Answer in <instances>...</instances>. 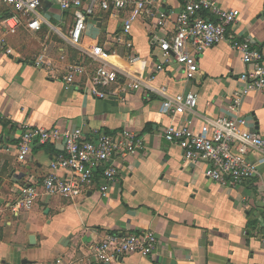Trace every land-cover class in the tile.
I'll return each mask as SVG.
<instances>
[{"label":"crops","instance_id":"1","mask_svg":"<svg viewBox=\"0 0 264 264\" xmlns=\"http://www.w3.org/2000/svg\"><path fill=\"white\" fill-rule=\"evenodd\" d=\"M211 1L224 9H238L241 16L229 29L227 42L199 55L194 79L187 80L182 67L173 61L151 83L153 88L166 87L170 95H198L193 113L173 119L162 113L163 98L145 88L97 99L78 85L67 87V69L81 54L47 27L39 33L22 27L16 35L6 36L13 55L0 56V264H58V260L61 264H104L96 260L93 249L107 234L147 231H153L158 240L152 257L125 256L108 264H264V206L260 202L264 165L255 180L221 186L205 177L203 165L185 162L180 149L164 135L170 124L181 127L189 122L195 133L208 135L205 119L236 117L230 106L234 93L244 87L240 77L247 67L230 41L249 37L264 52V0ZM182 6L180 0H166L169 31L174 30ZM43 15L60 25L57 6ZM96 19H102L101 27ZM125 20L123 14L99 13L87 32L95 38L85 35L83 45L116 52L113 62L146 79L162 56L151 42L154 27L144 19L133 24L130 40L141 63L130 67L124 60L128 49L115 43ZM42 56L45 64L39 66ZM239 109L250 130L264 136V92L247 95ZM25 126L80 128L87 138L106 133L116 140L131 133L142 140V146L136 155L117 161L118 180L106 199L99 194L97 180L80 199L41 198L32 210L16 215L11 205L18 189L49 177L51 161L63 148L37 143L32 154L19 161ZM249 158L260 161L264 153L253 150Z\"/></svg>","mask_w":264,"mask_h":264},{"label":"built area","instance_id":"2","mask_svg":"<svg viewBox=\"0 0 264 264\" xmlns=\"http://www.w3.org/2000/svg\"><path fill=\"white\" fill-rule=\"evenodd\" d=\"M180 1L182 10L176 14L174 30L169 31L170 16L164 7L166 0H0V56L13 55L6 36L16 35L22 27L32 33H39L47 27L53 35L81 54L79 61L67 69L64 78L67 87L78 85L97 99L119 97L122 92L145 88L163 98L162 113L167 117L173 119L177 115L193 113L198 105L196 93L170 95L166 87L153 88L151 83L173 61L182 67L187 80L194 79L199 72V55L228 41V31L238 24L241 11L224 9L211 0ZM47 2L52 4L47 11H52L54 6L60 11L59 26L52 25L44 17ZM99 13L126 16L123 33L116 36L115 43L128 49L124 60L130 67L141 63V57L130 40L133 24L144 19L153 25L151 42L160 49L162 56L154 72L149 73L146 79L113 62L116 52L110 53L97 45H83L89 24ZM69 16L70 20H67ZM230 43L247 67L240 77L244 87L234 93L230 106V111L237 116L205 119L204 125L210 129L208 135L195 133L192 122L181 127L170 124L164 135L168 143L180 149L185 162L204 166L207 179L221 186L235 187L259 178L260 168L264 165V159L253 161L249 158L250 151L264 153V136L250 130L249 121L239 115V107L247 95L264 92V52L254 47L249 37H236ZM44 57L39 58V66L45 64ZM50 142L63 147L51 161L50 176L42 183L18 189L11 205L13 214L32 210L41 198L80 199L97 180L99 194L106 199L111 185L118 180L117 161L136 155L142 146V140L131 133L125 134L122 140H116L106 133L87 138L80 128L46 130L25 126L17 159L25 161L37 143ZM59 172L68 175L60 177L57 175ZM260 202L264 206V196ZM157 243L153 231L128 235L109 233L94 246L93 253L96 260L104 264L125 256L150 258ZM57 263L62 262L58 260Z\"/></svg>","mask_w":264,"mask_h":264},{"label":"water","instance_id":"3","mask_svg":"<svg viewBox=\"0 0 264 264\" xmlns=\"http://www.w3.org/2000/svg\"><path fill=\"white\" fill-rule=\"evenodd\" d=\"M51 6H52V4L50 2H47L46 7L44 8V12H46L48 10V8H50ZM96 20L99 22L98 26L101 27L102 19H96ZM30 241H31V243H33L35 241V237L32 236Z\"/></svg>","mask_w":264,"mask_h":264},{"label":"rangeland","instance_id":"4","mask_svg":"<svg viewBox=\"0 0 264 264\" xmlns=\"http://www.w3.org/2000/svg\"><path fill=\"white\" fill-rule=\"evenodd\" d=\"M50 23L52 24V25H54V26H57L58 25V22L57 21H53V20H50ZM92 23H90V25H91ZM63 30L64 31H66L64 28H63ZM30 36V35H29ZM86 36H87V39H90V40H92V38H95L94 36H90V35H88V33L86 34ZM42 39H43V37H42Z\"/></svg>","mask_w":264,"mask_h":264}]
</instances>
